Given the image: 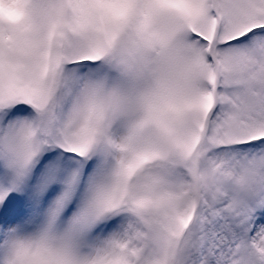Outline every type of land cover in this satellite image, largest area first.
<instances>
[{
    "label": "snow or ice",
    "instance_id": "snow-or-ice-1",
    "mask_svg": "<svg viewBox=\"0 0 264 264\" xmlns=\"http://www.w3.org/2000/svg\"><path fill=\"white\" fill-rule=\"evenodd\" d=\"M0 264H264V0H0Z\"/></svg>",
    "mask_w": 264,
    "mask_h": 264
}]
</instances>
